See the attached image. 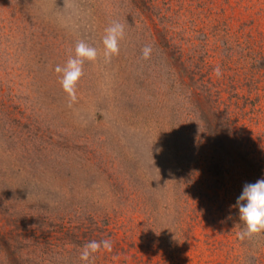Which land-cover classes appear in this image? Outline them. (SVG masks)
I'll list each match as a JSON object with an SVG mask.
<instances>
[{"label":"rangeland","instance_id":"374dc122","mask_svg":"<svg viewBox=\"0 0 264 264\" xmlns=\"http://www.w3.org/2000/svg\"><path fill=\"white\" fill-rule=\"evenodd\" d=\"M80 40L98 56L69 107ZM262 178L264 0H0V264L103 239L93 264H264L234 207Z\"/></svg>","mask_w":264,"mask_h":264},{"label":"clouds","instance_id":"9594fccd","mask_svg":"<svg viewBox=\"0 0 264 264\" xmlns=\"http://www.w3.org/2000/svg\"><path fill=\"white\" fill-rule=\"evenodd\" d=\"M104 31L105 34L102 38L103 56L106 62H110L112 57L119 55L120 41L125 35L124 26L114 21ZM151 53V46L146 45L142 49L143 59H149ZM97 56L98 52L95 47L80 40L76 43L75 55L70 56L63 67L56 66L55 72L62 74L59 82L68 97L69 107L77 102L78 84L84 74L85 61L95 62ZM214 71L217 76L221 74L219 67ZM234 207L238 209L239 221L244 225L238 233L239 239H251L264 233V178L255 183H246ZM112 247L110 239L92 240L83 246L79 258L85 264H93L96 253L111 252Z\"/></svg>","mask_w":264,"mask_h":264}]
</instances>
